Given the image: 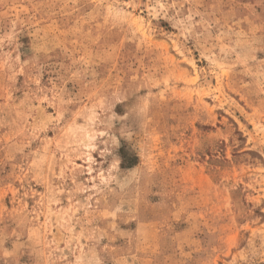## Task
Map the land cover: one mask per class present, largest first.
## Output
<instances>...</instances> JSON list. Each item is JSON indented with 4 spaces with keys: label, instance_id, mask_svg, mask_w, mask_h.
I'll use <instances>...</instances> for the list:
<instances>
[{
    "label": "rangeland",
    "instance_id": "rangeland-1",
    "mask_svg": "<svg viewBox=\"0 0 264 264\" xmlns=\"http://www.w3.org/2000/svg\"><path fill=\"white\" fill-rule=\"evenodd\" d=\"M0 264H264V0H0Z\"/></svg>",
    "mask_w": 264,
    "mask_h": 264
}]
</instances>
